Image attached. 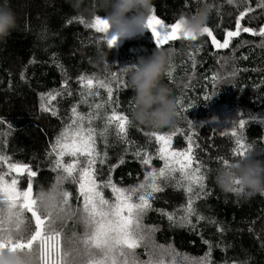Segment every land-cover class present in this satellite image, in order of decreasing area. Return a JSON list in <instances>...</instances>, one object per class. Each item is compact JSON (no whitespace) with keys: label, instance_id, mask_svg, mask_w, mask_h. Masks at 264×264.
I'll use <instances>...</instances> for the list:
<instances>
[{"label":"trees","instance_id":"obj_1","mask_svg":"<svg viewBox=\"0 0 264 264\" xmlns=\"http://www.w3.org/2000/svg\"><path fill=\"white\" fill-rule=\"evenodd\" d=\"M91 2L86 0L85 6ZM204 2L211 6L206 26L223 42L227 31H235V21L243 6L229 5L226 0H153L156 14L168 23L182 14H194ZM257 2L250 0L256 10L241 21L242 26L257 30L264 26V9L256 8ZM4 5L16 13L17 27L6 40L0 41V120L3 121L0 124V153L10 156L12 162L26 163L37 171L33 191L47 192L56 176L51 171V159L47 153L71 115V107L79 104L81 86L77 78L80 75L105 78L111 72L120 73L123 67L136 64L140 56H150L156 50L155 42L151 34L141 38L133 36L122 38L109 50L102 34L86 27L93 18L78 14L66 0H0V6ZM98 15L104 17L105 14L101 11ZM81 17L84 24L79 23ZM262 40L264 38L241 33L232 38L227 49H216L206 35L196 41L181 39L165 45L164 49L175 50L169 63L175 68L173 76L165 75L163 83L171 89L175 101L182 100L180 106L176 103V110L183 107L187 111L176 116L172 126L152 128L139 125L132 120L135 109L133 91L128 86L119 92L114 90V99L119 100L117 110L127 114L132 122L128 139L134 143H119L114 135L109 136L107 147L98 141V147L108 153L107 162L97 165L100 170L98 178L106 180L110 168L118 165L111 177L118 186L128 187L143 181L145 171L150 170L134 156L137 148L145 146L146 133H162L179 127L193 135L194 145H199L194 149L195 155L203 163L208 177L205 181L207 195L201 194L194 207L205 219L197 221L193 216L195 228H182L170 224L167 216L154 210L147 213L144 224L159 229L155 233L157 244H171L177 252L191 257H203L210 244L212 264H242L244 261L264 264V194L237 197L222 192L214 180L217 171L224 166V159L231 162L240 158L232 154L234 138L223 135L231 132L233 121L238 122L241 118L247 121L240 134L253 152L264 159ZM101 53L105 54L104 58ZM190 55L195 57V69ZM213 74L218 77L215 83L211 79ZM121 77L127 84V73H121ZM65 81L73 92L72 96L66 94ZM57 91L64 94L51 102L58 111L53 116L41 110L44 103L41 94ZM213 93H216L214 97ZM101 94L107 98L103 90ZM205 96L212 99L206 101ZM100 99L97 97L96 102ZM188 105L194 106L189 108ZM79 110L86 113L89 109L87 105L79 104ZM185 116L193 122L191 129ZM173 144L175 148L183 149L187 141L178 135L173 138ZM155 147L153 144L145 150L154 154ZM152 166L162 167L163 162L154 159ZM21 181L20 187L25 188V177H21ZM64 188L73 194L71 202L75 206L78 185L66 183ZM105 195L110 197V191L106 190ZM156 197L154 209L176 212L177 217L183 214L179 210L186 207L188 200L183 189L173 187H166ZM220 228L222 232L218 231ZM138 252L141 259L147 258L143 248Z\"/></svg>","mask_w":264,"mask_h":264},{"label":"snow or ice","instance_id":"obj_2","mask_svg":"<svg viewBox=\"0 0 264 264\" xmlns=\"http://www.w3.org/2000/svg\"><path fill=\"white\" fill-rule=\"evenodd\" d=\"M226 2L243 6L235 21V31H227V38L221 43L213 30L205 25L199 37H210L212 45L218 50L229 48L232 38L239 37L241 33L264 38V26L257 30L241 24L249 13L256 10L250 0ZM256 8L264 9V0H258ZM79 23H85L82 17ZM86 27L102 34L109 48L116 46L118 38L114 34L109 35L106 18L96 15ZM147 29L152 33L156 49L181 39H198L196 35L181 32L179 19L165 22L156 14L155 8L148 18ZM260 46L264 47V40ZM189 59L195 69V57L190 55ZM174 68L175 65H169L165 75L171 78ZM126 72L127 66L120 73L114 71L105 78L94 75H80L77 78L81 86L79 104L87 105L89 110L81 112L79 104L73 105L71 115L51 144L47 155L51 159V171L56 176L49 191L34 193L33 178L37 176V171L26 163L12 162L10 156L0 153V256L15 253L24 258L25 264H212L210 244L209 251L203 257H191L177 252L171 244H157L155 233L159 229L144 224L147 213L154 210L167 216L170 224L182 228H195L191 219L193 216L197 221L205 219L194 207L195 200L201 194L207 195L205 181L208 177L203 163L195 155L194 149L199 148V145H194L193 135L179 127L162 133H146L148 140L145 146L137 148L134 156L150 170L145 171L143 181L136 185L122 187L113 181L111 172L118 165L110 168L106 180L98 178L100 170L97 165H103L108 160L107 151L98 147V141L107 147L109 136L114 135L119 143H134L128 139L132 122L127 114L117 110L119 100L114 99V90L119 92L127 87L121 77V73ZM211 79L215 83L218 77L213 74ZM64 87L66 94L72 96L67 81ZM101 90L106 92V99L102 97ZM62 94L60 91L41 94L44 101L41 110L56 116L58 111L51 106V102ZM215 95L213 93L212 97ZM97 97H101L99 102H96ZM212 97L205 96L204 99L207 101ZM89 98H92V102H89ZM176 103L180 106L182 100L178 98ZM193 106L188 105L189 108ZM186 111V108L178 107L176 116ZM184 119L191 129L193 122L188 116ZM246 123L243 118L238 122L233 121L231 132L223 133L234 138L233 156L243 157L251 148L240 134ZM178 135L187 141L183 149L174 147L173 138ZM153 144L156 145L154 154L145 150ZM154 159L162 161L163 166L153 167ZM122 163L124 160L121 157ZM222 163L227 166L229 160L224 159ZM21 177H25V188L20 187ZM66 183L78 185L75 206L71 202L73 194L64 188ZM234 183L238 184V181ZM166 187L181 188L188 194L187 205L179 210L183 213L179 217L176 212L167 213L153 208L156 194L163 192ZM106 190L110 191V197H106ZM57 192L60 193L59 197ZM48 201L54 203L49 205ZM218 231L222 232L223 229ZM141 248L146 259L140 258L138 249ZM242 264H248V261Z\"/></svg>","mask_w":264,"mask_h":264},{"label":"clouds","instance_id":"obj_3","mask_svg":"<svg viewBox=\"0 0 264 264\" xmlns=\"http://www.w3.org/2000/svg\"><path fill=\"white\" fill-rule=\"evenodd\" d=\"M78 14L94 18L104 12L109 28L117 38L143 35L151 16L153 0H66ZM211 6L204 2L190 15H180L181 32L199 37L207 24ZM17 27L16 13L7 5L0 6V41L6 40ZM111 48H109L110 50ZM175 50L158 48L150 56H140L136 64L127 66V86L133 93L135 109L132 120L139 125L152 128L172 126L176 119V101L164 83L167 68ZM104 58L105 54L101 53ZM217 187L224 193L252 196L264 194V159L250 148L248 153L231 161L217 171L214 177ZM238 181V184L234 183ZM59 197L60 193H56ZM53 201H48L51 205ZM0 264H25L22 256L12 253L0 256Z\"/></svg>","mask_w":264,"mask_h":264},{"label":"rangeland","instance_id":"obj_4","mask_svg":"<svg viewBox=\"0 0 264 264\" xmlns=\"http://www.w3.org/2000/svg\"><path fill=\"white\" fill-rule=\"evenodd\" d=\"M113 34V32H112V30L110 29L109 30V35H112ZM148 34H151L152 35V33H151V31L150 30H148V29H146L145 31H144V33H143V35H140V34H137V35H135V36H138V37H143V36H145V35H148ZM122 38H118V40H117V44L119 43V41L121 40ZM221 43H223V42H221Z\"/></svg>","mask_w":264,"mask_h":264}]
</instances>
